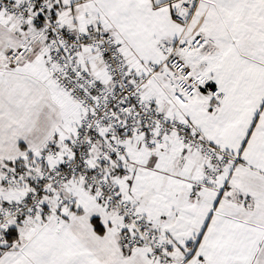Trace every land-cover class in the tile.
Masks as SVG:
<instances>
[{"label": "snow or ice", "instance_id": "obj_1", "mask_svg": "<svg viewBox=\"0 0 264 264\" xmlns=\"http://www.w3.org/2000/svg\"><path fill=\"white\" fill-rule=\"evenodd\" d=\"M0 264H264V0H0Z\"/></svg>", "mask_w": 264, "mask_h": 264}]
</instances>
